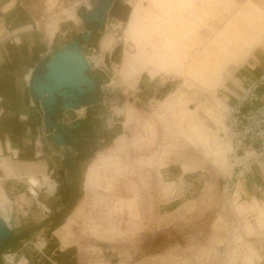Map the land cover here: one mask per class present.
I'll use <instances>...</instances> for the list:
<instances>
[{"label": "rangeland", "instance_id": "374dc122", "mask_svg": "<svg viewBox=\"0 0 264 264\" xmlns=\"http://www.w3.org/2000/svg\"><path fill=\"white\" fill-rule=\"evenodd\" d=\"M87 1L92 10L97 0ZM71 2L49 3L52 10L46 0L27 3L43 56L86 33L82 20L65 22L50 45L45 40L44 26L54 29ZM120 5L132 10L128 23L108 15L104 31L90 41L97 48L86 46L83 51L98 54L100 40L109 36L104 62L113 86L96 93L101 105L86 108L81 118L63 115L62 120L80 119L96 141V152L124 136L125 148L117 153L124 176L116 180L119 163L103 157L93 166L84 192L80 182L96 152L83 153L73 207L63 204L58 191L68 180L65 161L47 173L56 183L51 195L41 188L33 200L27 180L5 183L17 230L1 246L0 264H8L7 255L14 261L25 258V264H223L217 253L223 254V241L231 235L230 252L244 240L264 256V236H250L245 229L250 221L256 232L252 217L233 212L234 202L246 199L230 200L222 190L231 145L225 125L228 106L220 95L255 51L264 56L259 52L264 51V0H120ZM88 75L107 78L100 67ZM19 94L33 113L41 144L53 152L52 134L47 136L43 128V113L24 77ZM115 106L131 108L126 127L125 116L113 114ZM69 149L72 158L75 153ZM58 155L66 158L65 153ZM59 172L64 173L62 183L57 182ZM20 194H25L23 201L16 197ZM69 215L60 245L54 231Z\"/></svg>", "mask_w": 264, "mask_h": 264}, {"label": "crops", "instance_id": "0c3cea01", "mask_svg": "<svg viewBox=\"0 0 264 264\" xmlns=\"http://www.w3.org/2000/svg\"><path fill=\"white\" fill-rule=\"evenodd\" d=\"M57 1L46 0L48 10H52L49 7V3H56ZM28 2L29 0H0V162H3L7 168V174L4 173V178L0 179V218L3 219L9 229L16 228L17 218L12 208V202L9 203L5 199L7 198V193L3 185L8 181L22 182V180H25L26 182L27 180V183H25L28 186L27 193L31 196L30 189L32 187L28 182L29 179L34 178L42 187L32 188L34 191L32 195L38 197L37 190L41 188L45 189L47 194H53L55 186L48 180L49 175L47 173L52 168L53 170H58L57 166H63L64 156L58 155V153L64 155L65 151L53 145L51 147L53 152H51L50 147L41 144L39 128H34L33 113L30 111L29 105L28 107L23 105L21 95L19 94V86L23 77L30 83L31 75L36 65L43 57H48L47 55L43 56L41 50L42 39L34 28L33 18L27 6ZM82 3L91 8L87 0H83ZM77 4L75 1L71 2L65 12V19L56 21L54 29L49 31L47 24L44 26V37L48 45L51 44L56 33L59 31L60 23L72 22L77 24L80 22L76 16V11L80 7ZM109 45L110 39L106 35L99 42L98 54L88 56L93 69L98 67L103 68L104 55L106 53L109 54ZM259 52L264 54V51ZM254 53L245 61L241 68L232 74L227 80L225 87L221 89L220 95L227 106L234 105L241 97L243 90L250 83L264 76V56L255 55ZM113 84L114 82L110 80V85L107 87H111ZM124 86L126 91H131L129 86ZM263 91L264 87L260 88L256 93L260 95ZM256 107H258V103L250 106L252 109ZM112 110L116 116H125L124 127L131 122V108L115 106ZM84 112L82 115L78 112L74 114L78 118H81ZM62 121L65 122L64 120ZM70 122H65V124L70 125ZM82 129L91 135L84 123ZM125 144L124 136H119L114 140L112 147L95 154V157L87 166L83 177L82 188L84 192L93 166L99 164L100 161L98 160L103 157H113L119 163L120 175H116L115 179L124 176V168L117 159V153L125 148ZM67 150H70L69 147ZM74 155L72 158H75ZM80 166L81 163L78 165L76 163V168ZM73 194L70 193V196L72 197ZM34 196H31L33 200L36 198ZM17 197L23 201L25 194L17 195ZM235 198L246 200L234 202L235 207L233 212L239 216L247 215L248 217H252V221L255 223L256 232L250 221L245 224L247 233L250 236H264V161L260 164H254L250 172L239 181ZM78 204L79 202L72 212L78 209ZM70 215L65 219L64 225L54 231L60 245V236L70 219ZM12 219L14 221L13 226L10 225L13 222ZM219 221L220 219H217L215 222L216 228H219ZM39 245L43 246L44 243L40 242ZM236 245L231 252L229 249V257L224 264H262L264 256L261 254L260 249L250 244L246 245L244 240L238 242ZM247 246H251L254 253H251ZM60 251L64 250L60 249ZM15 262L12 264H25L26 259L20 258Z\"/></svg>", "mask_w": 264, "mask_h": 264}, {"label": "water", "instance_id": "95a60500", "mask_svg": "<svg viewBox=\"0 0 264 264\" xmlns=\"http://www.w3.org/2000/svg\"><path fill=\"white\" fill-rule=\"evenodd\" d=\"M112 6H114L112 8ZM124 15L122 11H125ZM119 10V15L123 23L127 22L130 10L120 5V0H97L94 8L87 11L84 7L77 10V16L86 26V33L78 34L74 40L66 46L56 50L50 57L43 58L32 72L29 91L33 103L38 110L43 113L42 124L47 136L52 134L49 139L57 147L64 149L66 158L64 159L68 168V180L66 191L69 189L75 163L81 160V150L87 148V153L93 155L97 151L96 141L93 136L85 132L83 122L80 119L72 120L70 125L62 121L63 115L73 117L75 111L80 108H88L95 105H101L102 99L96 94L100 89L109 83L108 77L110 71L105 69L104 74L107 78H91L88 73L92 68L84 55V48L96 49L90 41L97 33L104 31V25L107 22V16L114 18ZM114 60L115 56L112 57ZM166 90H162L165 92ZM116 95L119 91H114ZM102 113H99V116ZM71 147L76 154L72 159L67 148ZM66 169V167L64 168ZM53 170V168L51 169ZM62 183L65 179L64 173L59 172ZM66 180V179H65ZM83 182H80V185ZM62 185L58 187V191ZM64 220L59 221L63 224ZM13 226V223H10ZM17 229H9L3 219L0 218V245L8 239ZM74 253V250H70Z\"/></svg>", "mask_w": 264, "mask_h": 264}, {"label": "built area", "instance_id": "2783aa9c", "mask_svg": "<svg viewBox=\"0 0 264 264\" xmlns=\"http://www.w3.org/2000/svg\"><path fill=\"white\" fill-rule=\"evenodd\" d=\"M262 87L264 76L250 83L236 103L228 106L225 125L232 148L229 159L233 171L231 177L223 180L222 190L230 200L252 166L264 161V91L260 95L256 93ZM255 103L258 107L250 108Z\"/></svg>", "mask_w": 264, "mask_h": 264}, {"label": "bare ground", "instance_id": "6f19581e", "mask_svg": "<svg viewBox=\"0 0 264 264\" xmlns=\"http://www.w3.org/2000/svg\"><path fill=\"white\" fill-rule=\"evenodd\" d=\"M71 1H75V2H77V3H80V2H83V0H71ZM126 5V4H125ZM128 6V5H127ZM81 7H84L87 11H90L91 10V8H88L86 5H80V7L79 8H81ZM114 6H112V8H113ZM78 8V9H79ZM77 9V10H78ZM131 12H132V10H131V8H130V12H129V17H128V20H127V22H125V23H123L122 21H121V17H120V15L118 14L119 13V10H117V12H116V14H114V18L113 19H116L117 21H119V22H121V23H123V24H127L128 23V21H129V18H130V16H131ZM76 13H77V11H76ZM76 16H77V14H76ZM77 18L81 21V19L77 16ZM115 50V49H114ZM97 54V52L95 51V52H92V54L91 55H96ZM85 57H86V60H87V62L89 63V65L91 66V68L93 69V66H92V64H91V62L88 60V55H85ZM103 72H104V70L106 69V66H105V62H104V66H103ZM110 85V82L108 83V85H106V87L107 86H109ZM228 108V107H227ZM84 109H86V108H84V107H82V108H80L79 110H77V111H75V112H78L80 115H82V113L84 112ZM74 112V113H75ZM226 129H227V127H226ZM228 137V136H227ZM229 139V138H228ZM230 142V141H229ZM97 153V152H96ZM232 153V148H231V152L229 153V155ZM229 155L227 156V163H228V166H229V171H228V173H229V175L226 177V178H229V177H231V175H232V171H233V165L230 163V159H229ZM4 173L5 174H7V168H6V166H5V164L3 163V162H0V179L1 178H4ZM48 180L51 182V183H53L54 184V192H55V190H56V183H55V181H53L49 176H48ZM30 185H31V187L32 188H39L41 185H40V183L36 180V179H34V178H31V179H29V182H28ZM239 184V183H238ZM238 184H237V186H238ZM48 186H50V185H48ZM237 186H236V190H237ZM42 187V186H41ZM30 189V191H31V193L33 194L34 193V191H33V189ZM49 189V188H48ZM236 190H235V193H236ZM30 193V192H29ZM30 193V194H31ZM235 193H234V198H235ZM31 194V196H34V195H32ZM6 197L9 199V201H11V198H10V196L8 195V194H6ZM17 197V196H16ZM34 197H36V195L34 196ZM12 202V201H11ZM64 223H65V221H64ZM64 225V224H63ZM232 240V235H231V237L230 238H226L225 239V241H223V244H222V247H223V254H220V252L219 253H217V256L218 255H222V256H219L220 257V259L223 261V264L227 261V259H228V257H229V243H230V241ZM7 258V259H6ZM5 261L8 263V264H12V263H16L15 261H14V258L13 257H10L9 255L8 256H5ZM18 261V260H17ZM221 264V263H220Z\"/></svg>", "mask_w": 264, "mask_h": 264}, {"label": "flooded vegetation", "instance_id": "af4514ba", "mask_svg": "<svg viewBox=\"0 0 264 264\" xmlns=\"http://www.w3.org/2000/svg\"><path fill=\"white\" fill-rule=\"evenodd\" d=\"M85 149V147L83 148ZM81 160L79 162H76L77 165L82 163L83 161V158H84V154L83 153H87L86 150H82L81 152ZM76 163H75V169L73 170V178L71 179V183L69 185V189L68 191H66V183L62 184V188L60 189V194L62 195V197H64V200L66 199L65 196H66V193L68 194V198L69 200L71 199V196H70V192L74 193V191H76V189L78 188V169L79 168H76ZM66 182H67V179H66ZM67 197V196H66ZM70 202V201H69Z\"/></svg>", "mask_w": 264, "mask_h": 264}, {"label": "trees", "instance_id": "16d2710c", "mask_svg": "<svg viewBox=\"0 0 264 264\" xmlns=\"http://www.w3.org/2000/svg\"><path fill=\"white\" fill-rule=\"evenodd\" d=\"M67 165V164H66ZM67 196V197H66ZM66 196H65V200L63 201V204H68L69 203V205L71 206V207H73V203H74V201H75V196L74 197H71V199L69 200V198H68V194L66 193ZM70 201V202H69ZM11 237V236H10ZM10 237L8 238V239H6L1 245H0V249H1V246H3L7 241H9L10 240ZM1 251V250H0Z\"/></svg>", "mask_w": 264, "mask_h": 264}]
</instances>
